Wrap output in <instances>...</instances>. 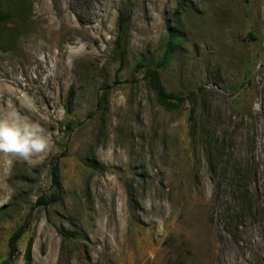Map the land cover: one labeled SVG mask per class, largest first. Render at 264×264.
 <instances>
[{"label":"rangeland","instance_id":"374dc122","mask_svg":"<svg viewBox=\"0 0 264 264\" xmlns=\"http://www.w3.org/2000/svg\"><path fill=\"white\" fill-rule=\"evenodd\" d=\"M177 7L161 78L193 101L168 112L135 66L161 55ZM10 106L53 147L34 164L0 154V264H26L28 245L30 264H264V0H0ZM53 164L61 201L34 207Z\"/></svg>","mask_w":264,"mask_h":264},{"label":"trees","instance_id":"16d2710c","mask_svg":"<svg viewBox=\"0 0 264 264\" xmlns=\"http://www.w3.org/2000/svg\"><path fill=\"white\" fill-rule=\"evenodd\" d=\"M180 8L177 7L175 12L166 20V34L163 43V50L159 57L155 60L150 59L146 61L138 62L135 66V71L141 73V78L145 82L149 91L153 94L155 102L159 107L165 111L172 112L178 110L185 102L193 101V94H189L186 97L182 95H176L174 93L167 92L161 78V70L166 68L170 63L172 57L180 47L182 42V34L178 28L180 20ZM7 17V16H5ZM3 18V17H2ZM128 21V16L120 15L117 22V30L115 36V53L119 62L120 67H123L126 57L127 49V30L126 24ZM254 39V36H250ZM193 121V110L189 111L188 122L192 124ZM193 125V124H192ZM194 126V125H193ZM193 129V127H192ZM72 129H70L71 131ZM190 134L193 132H191ZM85 166L93 171L103 172L105 168L100 166L95 160L87 161L84 163ZM50 183L52 185L53 191L51 193H46L40 195L36 198L34 202V207H44L49 205H54L61 201V185L59 180V168L57 164H53L50 168ZM26 223L18 227L9 237L8 246V262H11L17 253V243L25 231ZM63 237H74V233H65L58 231ZM25 262L26 264L31 263V249L28 245L25 252Z\"/></svg>","mask_w":264,"mask_h":264},{"label":"clouds","instance_id":"9594fccd","mask_svg":"<svg viewBox=\"0 0 264 264\" xmlns=\"http://www.w3.org/2000/svg\"><path fill=\"white\" fill-rule=\"evenodd\" d=\"M52 147L51 135L39 122L30 120L11 106L0 112V154L34 164Z\"/></svg>","mask_w":264,"mask_h":264}]
</instances>
